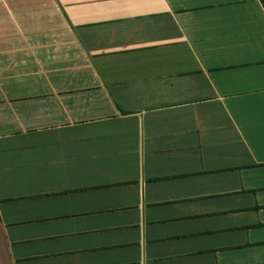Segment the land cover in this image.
<instances>
[{"label": "crops", "instance_id": "crops-1", "mask_svg": "<svg viewBox=\"0 0 264 264\" xmlns=\"http://www.w3.org/2000/svg\"><path fill=\"white\" fill-rule=\"evenodd\" d=\"M36 2L0 26V264H264L262 2Z\"/></svg>", "mask_w": 264, "mask_h": 264}, {"label": "rangeland", "instance_id": "rangeland-1", "mask_svg": "<svg viewBox=\"0 0 264 264\" xmlns=\"http://www.w3.org/2000/svg\"><path fill=\"white\" fill-rule=\"evenodd\" d=\"M16 1V0H15ZM19 1H24V0H19ZM33 1V2H32ZM25 2H28V4L25 3H14L13 7L17 8V11L19 12V14H27L29 12H33L36 18H32L30 20H28L27 22H29V24H32L31 26H36V27H40L41 26V20L39 19V17L41 18L40 12H49V5L45 4V2L42 3H37L36 0H28ZM32 2V3H31ZM40 2V0H39ZM11 6V4L9 5L8 2L3 3V0H0V26H3L5 24L8 23V18L11 19V21H13L14 16H10V11L9 8H13ZM18 21V19H17Z\"/></svg>", "mask_w": 264, "mask_h": 264}, {"label": "trees", "instance_id": "trees-1", "mask_svg": "<svg viewBox=\"0 0 264 264\" xmlns=\"http://www.w3.org/2000/svg\"><path fill=\"white\" fill-rule=\"evenodd\" d=\"M260 1L262 2L263 6H264V0H260Z\"/></svg>", "mask_w": 264, "mask_h": 264}]
</instances>
